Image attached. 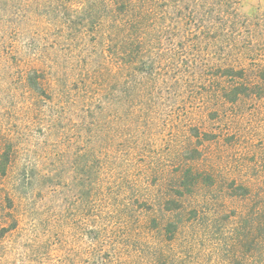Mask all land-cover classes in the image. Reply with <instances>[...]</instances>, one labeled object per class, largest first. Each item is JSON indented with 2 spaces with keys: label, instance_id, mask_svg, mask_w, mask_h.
<instances>
[{
  "label": "rangeland",
  "instance_id": "obj_1",
  "mask_svg": "<svg viewBox=\"0 0 264 264\" xmlns=\"http://www.w3.org/2000/svg\"><path fill=\"white\" fill-rule=\"evenodd\" d=\"M64 1L0 0V161L5 166L0 172V264H64L70 252L83 251L97 227L101 176L111 180L112 192L122 199L152 200L191 169L208 180H199L190 205L204 202L206 213L229 216L251 205L255 199L246 202L240 187L264 182V86L253 97L220 104L219 111L212 101L197 100L185 113L177 108L178 100H168L167 112L148 115L140 133L122 132L127 119L118 104H106L91 142L81 128L76 94L65 95L64 83L55 82L60 67L50 63L54 56L79 52L78 41H67L77 40V31L62 39L67 29L52 23L62 26L73 14L65 8H77L78 0ZM236 10L259 21L252 32L261 31L264 40V0H238ZM33 39L34 49L46 45L39 48L48 80L43 94L25 82ZM204 41L176 39L173 44L194 47ZM199 52L194 47L191 53L208 55ZM196 87L195 94L204 90ZM106 128L110 142H105ZM88 161L91 172L85 169Z\"/></svg>",
  "mask_w": 264,
  "mask_h": 264
},
{
  "label": "trees",
  "instance_id": "obj_2",
  "mask_svg": "<svg viewBox=\"0 0 264 264\" xmlns=\"http://www.w3.org/2000/svg\"><path fill=\"white\" fill-rule=\"evenodd\" d=\"M237 5L238 0H78L76 9L66 7L72 16L62 26L52 23L67 29L62 39L75 37L77 31L79 38L67 41H78L79 52L54 56L50 63L60 67L55 82L64 83L65 95L76 94L73 101L82 112L87 140L94 141L96 117L106 104H118L117 111L127 119L122 132L140 133L148 115L167 112L168 100H178L177 108L185 113L197 100L212 101L219 111L222 103H236L263 90L264 40L261 31L252 32L259 21L241 16ZM43 16L41 23L50 24ZM176 39L205 40L194 47L208 55L173 44ZM35 44L33 39L29 49ZM38 46L31 52L25 82L43 94L48 80L39 48L46 45ZM196 86L204 90L195 94ZM105 136L110 142L109 128ZM92 166L88 161L85 169L91 172ZM0 172L5 173L1 161ZM200 179L202 174L188 169L177 185L167 186L152 200H125L112 192L111 180L101 176L93 242L83 251L70 252L64 264H264V182L240 187L246 202L255 201L229 216L206 213L204 202L190 205Z\"/></svg>",
  "mask_w": 264,
  "mask_h": 264
}]
</instances>
